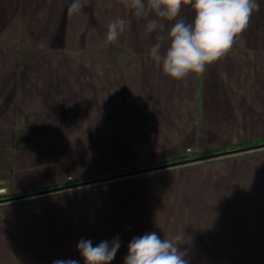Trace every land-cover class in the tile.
Returning a JSON list of instances; mask_svg holds the SVG:
<instances>
[{"label":"crops","instance_id":"0c3cea01","mask_svg":"<svg viewBox=\"0 0 264 264\" xmlns=\"http://www.w3.org/2000/svg\"><path fill=\"white\" fill-rule=\"evenodd\" d=\"M71 2L0 0V200L68 186L0 202V264H84L81 239L117 237L124 264L154 216L183 220L157 234L184 232L189 264H264V0L223 58L182 80L148 55L143 20L105 44L129 17L120 0L76 16Z\"/></svg>","mask_w":264,"mask_h":264},{"label":"clouds","instance_id":"9594fccd","mask_svg":"<svg viewBox=\"0 0 264 264\" xmlns=\"http://www.w3.org/2000/svg\"><path fill=\"white\" fill-rule=\"evenodd\" d=\"M129 17H116L106 25L105 44L119 42L130 28L132 19L145 21V33H155V43L148 49L150 58L167 77L182 80L189 74L200 75L207 66L218 62L247 30L259 0H120ZM86 0H72L68 15L76 16L86 7ZM182 6H190L194 18L181 17ZM166 22L171 27L165 31ZM184 232L161 238L156 232L133 238L128 244L124 264H189ZM120 248L119 237L93 246L81 239L77 250L84 264H111ZM53 264H78L76 260H56Z\"/></svg>","mask_w":264,"mask_h":264},{"label":"rangeland","instance_id":"374dc122","mask_svg":"<svg viewBox=\"0 0 264 264\" xmlns=\"http://www.w3.org/2000/svg\"><path fill=\"white\" fill-rule=\"evenodd\" d=\"M153 217V216H152ZM182 219L172 218V217H166V218H158V216H154L153 218L146 219L142 222L144 227L142 228L143 233H150V232H158L160 228V233H164L165 235L171 231V227L174 224L180 225L182 223ZM158 225V230H157ZM144 235V234H143ZM195 239L190 240L189 244H195ZM128 242V240H127ZM227 245H237V244H227ZM239 245V244H238Z\"/></svg>","mask_w":264,"mask_h":264},{"label":"trees","instance_id":"16d2710c","mask_svg":"<svg viewBox=\"0 0 264 264\" xmlns=\"http://www.w3.org/2000/svg\"><path fill=\"white\" fill-rule=\"evenodd\" d=\"M261 146H264V144H261V145L255 146V147H261ZM243 150H245V149L232 150L230 152L221 151L220 153L213 154L212 157L219 156V155L230 154V153H235V152H240V151H243ZM202 157H205V158H202ZM202 157H191V158L181 159L179 161H182L181 164H185V163L188 164V163L195 162V161H198V160H201V159L209 158V156H207V157L206 156H202ZM158 166H160V165H150L148 168L158 167ZM135 173H137V172L136 171H132V170L131 171H125L123 173H118L117 175H114L112 177H108L106 179H112V178H115V177H126V176H129V175H133ZM102 180H105V179H102ZM91 182H95V180L94 181H90V183ZM87 183L88 182H85V183H82V184H87ZM71 186H76V185H71ZM66 187H68V186H66ZM66 187L45 189V190H42V191L30 193V194H27V195H22V196H18V197L8 198V199H5V200H0V202L16 200V199L22 198L23 196H31V195L42 194V193H46V192H52V191H56V190H59V189H62V188H66Z\"/></svg>","mask_w":264,"mask_h":264},{"label":"water","instance_id":"95a60500","mask_svg":"<svg viewBox=\"0 0 264 264\" xmlns=\"http://www.w3.org/2000/svg\"><path fill=\"white\" fill-rule=\"evenodd\" d=\"M213 155H209V157H212ZM207 157V156H206ZM202 158H205V157H202ZM182 161H176V162H172V163H168V164H164V165H160L158 167H152V168H146V169H143L141 171H136L137 173H143V172H148V171H152V170H157V169H161V168H166V167H169V166H175V165H179L181 164Z\"/></svg>","mask_w":264,"mask_h":264},{"label":"built area","instance_id":"2783aa9c","mask_svg":"<svg viewBox=\"0 0 264 264\" xmlns=\"http://www.w3.org/2000/svg\"><path fill=\"white\" fill-rule=\"evenodd\" d=\"M186 153L191 154V153H193V150L191 148H188V149H186ZM192 156L198 157L197 154H192ZM67 181H71V177H68ZM4 192H5V189L3 187H0V193H4Z\"/></svg>","mask_w":264,"mask_h":264}]
</instances>
